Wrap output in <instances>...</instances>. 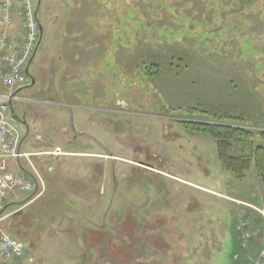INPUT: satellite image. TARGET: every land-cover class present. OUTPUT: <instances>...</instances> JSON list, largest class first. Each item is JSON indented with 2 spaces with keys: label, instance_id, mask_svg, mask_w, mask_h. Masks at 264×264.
Returning <instances> with one entry per match:
<instances>
[{
  "label": "rangeland",
  "instance_id": "1",
  "mask_svg": "<svg viewBox=\"0 0 264 264\" xmlns=\"http://www.w3.org/2000/svg\"><path fill=\"white\" fill-rule=\"evenodd\" d=\"M37 16L35 83L11 102L25 121L15 123L40 135L34 147L78 153L33 155V169L21 161L44 191L6 198L0 227L23 245L11 264H99L100 246L103 264H155L166 246L130 240L139 231L181 236L196 264H236V224L252 236L262 223L264 181L253 167L242 180L224 170L215 141L186 131L173 107H220L264 128V0H40ZM86 45L98 57L91 80L79 55L71 71L66 63L67 49ZM153 63L161 74H148ZM90 101V114L72 105Z\"/></svg>",
  "mask_w": 264,
  "mask_h": 264
},
{
  "label": "built area",
  "instance_id": "2",
  "mask_svg": "<svg viewBox=\"0 0 264 264\" xmlns=\"http://www.w3.org/2000/svg\"><path fill=\"white\" fill-rule=\"evenodd\" d=\"M35 3L36 0H0V85L5 89V93L0 94V211L6 198L10 194L15 196L16 189L29 193L34 192L39 186L36 196L44 191L38 172L34 171L39 183L34 181L33 177L19 172L17 161L26 160L33 169L29 160L31 156L46 154L55 156L63 153L59 147L49 151L24 150L21 132L9 114V101L14 98V89L29 81L24 67L39 36V24L34 12ZM14 20L18 23L16 24ZM14 25L19 27L12 29ZM40 138L36 135L33 141ZM254 208L264 216L262 209ZM236 228L239 231L240 246L245 248L251 236L247 222L239 220ZM260 244L261 250L255 264H264V234L260 237ZM22 253L23 245L0 227V264H11L22 257Z\"/></svg>",
  "mask_w": 264,
  "mask_h": 264
},
{
  "label": "trees",
  "instance_id": "3",
  "mask_svg": "<svg viewBox=\"0 0 264 264\" xmlns=\"http://www.w3.org/2000/svg\"><path fill=\"white\" fill-rule=\"evenodd\" d=\"M183 67L188 66L185 64ZM147 72L151 76L158 75L161 74V69L159 65L153 63L148 66ZM173 109L182 114L178 121L186 131L208 135L215 141L217 158L224 170L234 174L238 180H242L245 177V172L253 167L257 175L264 181V128L249 129L242 127V125L248 124L261 127L259 124H253L242 115H229L226 110L220 107H211L201 103L190 106H175ZM139 232L141 235H134L130 240H137L146 248L155 250L157 249L153 243L155 239V241L158 240L156 243H162L166 246L164 251L160 246L161 252H172L170 244L164 238L160 237L159 239L155 233ZM8 233L10 236L12 235V238L14 237L10 229H8ZM160 236L163 237V235ZM138 243L135 244L139 245ZM98 250L100 251L98 252ZM95 251L100 253L99 264H103L107 260V256L101 253L104 248L100 246ZM85 264H94V260Z\"/></svg>",
  "mask_w": 264,
  "mask_h": 264
},
{
  "label": "crops",
  "instance_id": "4",
  "mask_svg": "<svg viewBox=\"0 0 264 264\" xmlns=\"http://www.w3.org/2000/svg\"><path fill=\"white\" fill-rule=\"evenodd\" d=\"M17 20H15L14 22L16 23ZM13 28H17V27H12ZM77 25L74 26V30L77 31ZM14 31V30H13ZM48 35H51V31H50V28H49V32H48ZM43 41V35H42V38L40 40V43L38 45V48L34 54V57L32 59V61L35 59L36 57V53L41 45ZM75 42L76 44L78 43V35H76L75 37ZM76 46L74 47V49L72 50L71 48L67 49V54L68 55H71L72 58H75L73 60H70L72 63L73 61L75 62L76 61V57H74V53H75V56H78L80 57L79 59V64L81 67H85V70L86 69H89L87 73H85L88 77L87 78H92L93 76V72H92V69H93V65L94 66H97L98 64V57H97V54H96V51H93L92 48H90L88 45L85 46L84 49H80V51H76ZM31 61V63H32ZM30 63V65H31ZM66 63L68 65V70L71 71L72 68L76 67L74 66V63L71 65L69 64V60L68 58L66 59ZM29 65V66H30ZM84 71V70H83ZM73 74L75 76H77L75 73H72V74H66L67 77H72ZM94 74H97V73H94ZM33 78H34V75H33ZM35 80V78H34ZM95 82L93 83V81L90 82V89L88 90L87 94L90 95V99H95L97 100L98 99V95H97V91L93 89V87L95 88ZM96 89V88H95ZM5 93V89L2 85H0V94H3ZM17 96V94H16ZM73 106L75 107H78L80 109L83 110V114L84 112L87 113V114H90L92 113L94 110L96 111L98 109V107L94 104H92V101H90V103H87V104H84V103H77L75 102L74 104H72ZM63 106L65 107H68L69 105L68 104H63ZM83 122V121H82ZM26 128H28V126H26ZM29 128H28V133L27 135L23 138V141H22V148L23 149H29V150H32V149H37V148H42L44 147L43 145H36V147H32V146H28L29 143H27V139L29 137H32V136H29ZM77 131H84V130H77ZM83 133V132H81ZM57 146V145H55ZM54 147V146H52ZM66 153H78V152H66ZM88 156H92V155H95V153H92V152H85ZM42 157H45V158H53V157H50V156H42ZM57 158V157H56ZM48 162V160H47ZM22 164V163H20ZM18 169V168H17ZM264 209V208H263ZM259 215V214H258ZM252 216L251 212L247 213L246 214V217L247 218H250ZM255 216V215H254ZM262 216V215H261ZM256 217V216H255ZM259 218V217H258ZM256 219V218H254ZM262 223L259 224V225H255L254 221H253V235L248 239L247 243H246V247L245 248H241L240 246V239H239V235H238V232L236 234V245H237V252H235L234 254V258H235V262L236 264H255V261L258 259V256H259V249H260V237L262 236V234H264V217L262 216ZM222 234V233H221ZM220 234V235H221ZM158 238L160 239V237L158 236ZM162 238H164V240L166 242H168L170 244V247L172 248V252H168V253H165V254H162L163 252L160 253V261H157L155 264H196V260L195 259H191V255H189L188 253L186 252H183L184 250L181 249L180 247V244H179V239L181 238V236H178L176 238H171V242L169 240V238H167V235L163 236ZM212 244H215L214 246V249L212 252L216 251L217 252V246H216V242L212 241ZM202 249L204 250V252H207V250L205 249V247H202ZM208 251H211L210 249ZM216 252L213 253L214 257L210 255V258H214L216 259ZM192 253V252H191ZM209 255V252L207 253ZM206 254V255H207ZM186 261V262H185Z\"/></svg>",
  "mask_w": 264,
  "mask_h": 264
},
{
  "label": "water",
  "instance_id": "5",
  "mask_svg": "<svg viewBox=\"0 0 264 264\" xmlns=\"http://www.w3.org/2000/svg\"><path fill=\"white\" fill-rule=\"evenodd\" d=\"M39 4H40V0H37L36 7H35V15L37 14V11H38V8H39ZM42 35H43V27H42V25L40 24V35H39V39H38V41H37V43H36L35 50H34L32 56L30 57L29 61L27 62L26 67H25V72H26L28 75H30L29 70H28L29 65H30V63H31V61H32V59H33V57H34V54H35L37 48H38V45H39L40 40H41V38H42ZM30 76H31V75H30ZM34 83H35V80H34V78L31 76V82H30L28 85H24V86H20V87H18V88L15 90V92H18L20 89H22V88H24V87H27V86L33 85ZM12 118H13L14 120H18V116L14 115V114L12 115ZM22 123L25 124V121L23 120ZM27 133H28V128H26V131H25V134H24L23 137H25V136L27 135ZM30 198H31V197H30ZM30 198H28L27 201L30 200ZM5 207H6V205L4 206V208H5ZM19 212H20V211H19Z\"/></svg>",
  "mask_w": 264,
  "mask_h": 264
},
{
  "label": "flooded vegetation",
  "instance_id": "6",
  "mask_svg": "<svg viewBox=\"0 0 264 264\" xmlns=\"http://www.w3.org/2000/svg\"><path fill=\"white\" fill-rule=\"evenodd\" d=\"M10 112H11V115H16V116H18V121H21V120H19V115L18 114H16L13 110H10Z\"/></svg>",
  "mask_w": 264,
  "mask_h": 264
}]
</instances>
